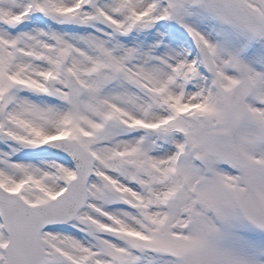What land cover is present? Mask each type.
Segmentation results:
<instances>
[{
    "label": "snow or ice",
    "instance_id": "snow-or-ice-1",
    "mask_svg": "<svg viewBox=\"0 0 264 264\" xmlns=\"http://www.w3.org/2000/svg\"><path fill=\"white\" fill-rule=\"evenodd\" d=\"M0 264H264V0H0Z\"/></svg>",
    "mask_w": 264,
    "mask_h": 264
}]
</instances>
